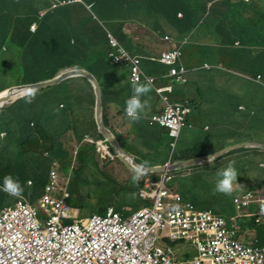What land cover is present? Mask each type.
<instances>
[{
    "label": "rangeland",
    "instance_id": "374dc122",
    "mask_svg": "<svg viewBox=\"0 0 264 264\" xmlns=\"http://www.w3.org/2000/svg\"><path fill=\"white\" fill-rule=\"evenodd\" d=\"M143 1L144 0L139 1L140 9L138 11L134 9L132 14V18L135 19V23L143 27V30L142 28L139 30L138 26L133 28L130 27L128 28L129 31L133 32L136 30L135 32L137 34L126 33V35L125 31L122 29L118 32H115L114 29L112 30L115 36L122 43L124 40V42H127V49L136 47V44L141 39L140 31L150 29V25H145L144 23L150 20V16L147 11H145ZM232 3L234 4L231 7L226 8L222 14L227 24L226 29L228 31V38L240 39L242 47H232V42L228 41V39H226V41L221 40L222 37L220 38L216 34V28L214 30L210 29L216 5L212 8L206 9V24L203 27H197L189 36L188 41L186 40L182 42V62L189 70L187 75L189 84L186 88L190 91V93L192 92V97L190 99H193L194 102L193 113L190 116L192 118V127L185 128L183 130L182 136L179 138L177 147L174 151L170 148V143L174 140L168 137L166 130L159 136L158 134H155L151 141L142 144L140 151L137 153L141 158L145 159L146 162L154 163L164 162L169 159L174 160L177 155H181L182 157H190L193 155L200 156L199 154L210 155L211 153H216V150L224 147L226 144H229L234 140H238L241 134H243L242 131L248 129H259L261 124L260 117L264 112V106H262V111H258L257 114H253L252 117H254V121L251 125H240L238 123V119H234V121H231L230 119L226 121H216V119L213 118L216 116L219 117L220 113L225 108L224 103H229L231 100L225 94L221 97L220 94L223 93L222 88L217 87L218 85L223 84V82L221 80H216L219 79V77L216 76V73L227 72V69L223 67L222 63L218 59L219 54L221 52L230 54L249 53V55H253V57L250 58H255V53L264 52V49H261L260 47L251 48V46H255V44L248 43L246 37L239 32V25L241 24L242 19H245L248 14L251 15V22L255 25L258 24L260 14L264 11V1L255 0L253 9L249 8V10L242 7L243 5L236 1H232ZM132 5L134 7V4ZM78 9V11L71 10L70 16L71 18L83 19L84 21L82 23L71 24L68 27V34L71 29L72 36L73 31H77V33L73 36L74 40L77 41V45L78 43H81L83 46H90V41L93 38L96 41L98 38L102 40L104 29L98 26L97 23L93 22V18L87 12L81 10V6H78ZM127 17L131 18V15H125L119 12L118 17L116 18L125 19ZM159 20L160 19L152 23H156ZM106 24L108 26L110 25V23ZM152 28L160 27L155 26ZM99 29H101L100 33L98 32ZM153 30L157 31L155 29ZM141 44L143 45L144 43L141 42ZM101 49L102 48H100L99 51H101ZM14 52L15 50L13 49L8 55H0V66L2 69H6L8 71V73L4 76V78L6 77L5 81H0V92L11 87V85L14 86L19 84L20 79L28 80L25 79L24 76L18 77L15 73L16 63L13 58ZM204 63L210 64L212 70L207 71L203 67ZM236 79L240 78L237 77ZM166 81V84L170 82L169 80ZM242 81L246 82V80ZM72 84L75 87L78 85L77 87L79 89L83 86L85 93L88 91V87L83 81L72 82ZM225 86H227V84H225L224 87ZM244 89V93L246 94L252 91L248 85H245ZM64 91L65 89L61 88L57 92L54 102L58 101L60 95ZM150 97L151 100H156L154 104H151L152 110L155 112L156 110H159V108L161 109L163 106L162 100L153 86H151ZM257 98L260 99V102H264V89L259 93ZM80 104L78 108L74 110L73 115L74 117H77L76 124L85 128L87 126L88 118L81 116L83 104ZM237 106H228V109L233 111L232 113L235 114V117H245L246 112L238 111ZM248 112L250 113V111ZM1 118L2 117H0V119ZM55 125V123L50 124L51 127H55ZM4 128H7L5 123ZM94 138H98V136L94 134ZM251 139L252 138L249 140ZM2 146H5L4 141H2V145L0 146L3 149ZM130 148V146H126V150ZM81 149L82 148H79V151ZM9 150L12 153L10 154L8 160L13 161L18 156V153H16V149L14 148H10ZM100 156L103 157L101 154ZM87 159L90 166L93 168V171L86 172L90 179L100 182H115L113 184L116 190L105 192L104 196L108 201H110V203H112L111 205L119 207L125 216H130L140 207L146 205L145 199L142 198L138 192V190L143 187L142 176L127 171L117 160L110 161L107 165H100L99 154L97 153H90ZM109 160L110 157L108 156L107 161ZM57 164L60 165V162H57ZM215 166L216 165H209L207 168L193 167L192 169H188L190 172L189 174H181L178 173V171L173 172L172 174L174 176L170 183V190L175 193H181L185 199L193 200V202L201 208H214L229 219L231 221V225L237 229L242 225L251 227L252 230L250 228L247 229V232L251 235V239L260 238L261 241H264V223L261 224V221L257 217L260 214L259 203L252 201L248 207L239 211L233 203V198L235 196L242 197L243 193L247 190L259 193V191L264 189V168L256 169L254 164L250 162V159L234 163L233 166L238 172V184L234 182V190L229 196L214 193L213 191L216 180L218 179L217 172L219 171V169L216 171ZM10 170L9 174L14 175L13 171H16V169L11 167ZM33 171V167H31L29 170H26L25 173ZM24 174H22V179L26 177ZM134 176L138 177L136 181L133 180ZM70 179H72L71 190L73 194L70 201L71 218L83 222L93 213H101V206L98 204V201H100L99 199L103 198L99 196L102 192L101 187L96 184L86 187L83 185L86 183H75L76 173H73L72 178ZM116 183L119 184V186L116 185ZM23 189V193L26 195L31 205L41 215L45 214V205L40 203V198L45 195V191L42 186L36 183L32 186L24 185ZM12 203V197L5 198L4 204L11 205ZM163 236H168V230L163 231ZM159 243L162 246L173 247L176 253L175 257L178 260L198 257V250L196 246L188 239L176 240L166 237L164 241H160Z\"/></svg>",
    "mask_w": 264,
    "mask_h": 264
},
{
    "label": "trees",
    "instance_id": "16d2710c",
    "mask_svg": "<svg viewBox=\"0 0 264 264\" xmlns=\"http://www.w3.org/2000/svg\"><path fill=\"white\" fill-rule=\"evenodd\" d=\"M85 1L92 3L94 14L100 20H105V23L113 22L118 17L119 12L132 15L134 9L137 11L140 9V0H122L124 4L121 8L118 6L121 0ZM143 2L145 11L150 16V20H148L150 24L158 19H170L178 23V32L183 35L182 37H185L191 35L197 27L200 28L206 24L205 10L211 0H144ZM50 5V0H0V55H8L13 49L15 50L13 56L16 63L15 73L18 77L24 76L25 79H28L21 80L19 78L20 83L16 85L52 79L61 70L69 67H80L91 72L102 88L105 125L114 132L125 148L127 141L122 135L116 133L111 125V120H109V104L106 100L105 90L110 87V79L113 81L115 77L114 83L120 81V71L126 63L125 65L115 63L109 55L110 47H108L109 43L105 33H103L102 40L100 38L97 41L94 38L91 39L90 46H83L81 43L77 45V41L73 38L77 31H73L72 36L71 29L68 34V27L72 24L71 6L49 10L41 17L39 12L43 9H50ZM221 9L223 10L225 7ZM81 10L87 12L82 6ZM179 13L183 15V18L178 17ZM222 13L221 10H215L210 29L227 26ZM262 17L264 19V14ZM123 20L128 21V19ZM34 23L37 24V29L35 32H31L30 27ZM144 23L145 25L149 24L148 22ZM262 23L264 24V22ZM100 30H98L99 33ZM155 32L157 33V31ZM124 41L123 43L120 41V43L127 49V43ZM228 41L233 42L235 39L228 38ZM247 42L264 47V41L260 43ZM100 48H102L101 51H99ZM127 50L133 54L131 49ZM255 60L252 65L250 62L247 65L253 68L250 73L256 76V68L260 67L258 63L262 60L261 57ZM227 61V67L239 68L235 63L236 60H233V56H230ZM258 72L264 75L260 69ZM7 73L8 71L0 66V81H5L6 77L4 78V76ZM80 81H83L93 94L87 80L80 79ZM77 86H73L71 80L65 81L53 88L38 92L31 103H26L22 99L13 106L0 111V117H2L0 119V133L8 132L6 138L2 139L5 146H2L3 149L0 147V188L3 186L5 176L10 175L11 167L16 169L13 171L14 175L11 176L19 180L23 188L24 185H27L28 179L33 180V185L37 183L43 188L52 163L54 161L61 162V173L66 174L70 171L76 173L75 183H86L83 184L86 187L94 184L101 187L102 192L99 196L103 198L99 199L98 204L101 206V212H105L109 206V201L105 198L104 193L114 191V184L92 180L86 173L90 171L87 157L90 153L96 154V150L90 144L83 145L86 142L73 115L74 110L85 95L84 87L79 89ZM61 88H64L65 91L60 95L58 101L54 102V98ZM180 88L182 87L177 86L172 94V98L176 101H182L181 97L184 98L188 94L187 91L183 93ZM94 101L93 96V104ZM190 105L194 107V102H190ZM118 115L119 117L125 116L124 110L119 111ZM4 123L7 128H4ZM54 123L56 124L55 127H51L50 124ZM95 129H97L96 124ZM98 138L104 140L99 133ZM8 148H14L18 153L13 161L8 160L12 153ZM78 148L82 149L76 153L75 149ZM115 159L125 167L118 158L115 157ZM180 159L183 158L177 155L174 161ZM31 167L34 171L25 173ZM22 174L26 176L23 179ZM151 175L155 179L158 178V174ZM6 197H9L7 193L0 190V207L4 205ZM245 227L242 225L240 228H236L238 237L249 241L251 235L247 229L251 227ZM260 241L258 240V242Z\"/></svg>",
    "mask_w": 264,
    "mask_h": 264
},
{
    "label": "built area",
    "instance_id": "2783aa9c",
    "mask_svg": "<svg viewBox=\"0 0 264 264\" xmlns=\"http://www.w3.org/2000/svg\"><path fill=\"white\" fill-rule=\"evenodd\" d=\"M110 41L115 50L110 56L115 63L130 65L132 82H154L142 72L139 58L132 57L111 35ZM180 58L181 51L174 50L163 53L161 62L172 65ZM184 74L183 67L170 71V76L177 77L182 83L186 81ZM164 102V113L154 115L151 120L168 128L171 137H177L185 127L191 109L181 104L173 105L167 99ZM51 174L54 178L57 176L55 170ZM170 178L165 174L160 182L146 179L145 189L140 194L150 197L155 208L144 209L143 215L129 221L114 213L111 220L114 235L97 238L94 249L88 254L75 253L79 245L78 225L62 224L61 219L69 210L66 191L60 199L44 198L45 204L52 209L45 226L39 221L17 220L14 223L6 213L0 212V264H87L98 254L99 264H264V245L242 243L236 238L235 230L228 228L226 220L212 209L196 210L193 204L183 203L180 196L170 195L164 184ZM253 200L252 192L234 199L238 209ZM262 209L264 211V205ZM159 229H167L171 237L192 240L199 247L200 258L176 261L170 248L156 246Z\"/></svg>",
    "mask_w": 264,
    "mask_h": 264
},
{
    "label": "clouds",
    "instance_id": "9594fccd",
    "mask_svg": "<svg viewBox=\"0 0 264 264\" xmlns=\"http://www.w3.org/2000/svg\"><path fill=\"white\" fill-rule=\"evenodd\" d=\"M50 1H51L50 9H43V10H41L39 12L41 17L44 16L45 13L48 12L49 10H52V9L55 10V9H57L59 7H64V6H71L72 7L73 5L82 6V7H84L86 9L87 13L93 18V22L97 23L98 26H100L101 28L104 29V33L106 35V40L109 43L108 47H110V53L111 52H115V50H113L112 45H111L110 35L117 41L118 44H120L128 52V50L120 43L119 39L115 36V34L112 32V30L109 27L106 26L107 24L105 23V20L102 21V20H100L99 18L96 17V15L93 12L92 3H87L85 0H79L77 2H74L73 0H50ZM91 1H93V0H91ZM218 1H220V0H211V2L209 4H207V9L212 8L214 5H216V9H217V4L216 3ZM233 1H236L238 3H241L243 5L242 7L246 8L247 10H249V8L250 9H253V7L255 5V0H246V1L245 0H233ZM221 3H229L230 5L228 7H231L234 4V3H231L230 0H223ZM217 10H220V9H217ZM263 14H264V11L261 12L260 18H259V22H258L257 25H255L254 23L251 22V20H250L251 15L250 14H248L245 19H242L241 24L239 25V32H240V34L244 35L246 37V39H248V36L246 34H243L241 32V28L243 26H245L247 23H249L251 27H254V28L255 27H259L261 24H263L262 22H264V19L262 17ZM178 17L179 18H183V15L181 13H179L178 14ZM115 19H117V18H115ZM115 19L113 20V22H115ZM125 19H128V21H125L123 19H119L120 22H121L119 24H124L125 25V24H128L129 21H132V19L130 17H127ZM83 21H84L83 19H79V22L80 23H82ZM107 23L112 24L111 22H107ZM203 26H201V27H203ZM120 27L123 29V26H120ZM226 28H227V26H226ZM226 28H225V30L227 31ZM36 29H37V24L34 23L30 27V30H31V32H35ZM189 36L190 35H188L187 37L182 38L180 40L174 38L176 41L173 38H171L170 36L163 37V41L164 42L169 43V44H171L173 46L165 49L159 55L158 62L160 64L166 66L168 68V71L165 74L160 75V76H157V77L148 75L145 72V70L143 68V60H142V58L140 56L133 55L130 52H128L132 57H137V58L140 59V67H141V70L144 73V75L146 77H148V78H153L154 79V82L152 84H151L150 81L146 82L145 80H143L140 83H138L137 81H133L132 82L131 81V67H130V65L127 64V63L125 65V62H119L120 64L123 63L127 67L128 74H129V79H130V82H131L132 87H133V94L131 95V97H129L125 101V108H124L125 116L128 117L133 122H139L142 119V115L144 114L146 107H148V100H142L141 98L143 96H146L151 91V86H153L156 89L157 94L160 95V99L162 100L163 106L161 107V111L160 112L155 113V114H152L149 117L148 120H149V122L152 125L159 126V127L163 128L164 130H166L168 137L170 139L174 140V141H172L170 143V148L172 149V151H174L176 149L177 142H178L179 138L181 137V134H182L183 130L185 128H191L192 127L191 124L189 123V118H190V116L193 113V107H191V105H190V102H193V99H189L190 97L188 95L185 96L184 98H182L181 99L182 101H176L175 99L172 98V94L174 93V91H175V89H176L177 86H180V87L185 86V89H187L186 87L189 84V79L187 77V75L189 73V70L187 69V67L182 62V57H183V51H182L183 44H182V42L183 41H186V40L188 41ZM226 39H228V31H227V34L224 37H222L221 40H226ZM255 43H260V42H255ZM232 47H234V48H241L242 47L241 40L240 39H235V41L232 42ZM252 47H260L261 49H264V47H261V45L251 46V48ZM174 50H180L181 51V58H180V60L177 61V62H175L172 65H166V64L162 63L161 62L162 54L165 53V52H170V51H174ZM255 55H257L255 58H247V56H245L244 53L230 54V53H226V52H221L219 54L218 59L222 63L223 67H225L227 69V71H229V68H232V69H234L233 70L234 71L233 74H235V75L238 76V74H240V73L243 74V68H250L249 65H247V64H250V63H248L247 60H255L256 58H258V55H262L263 56L264 55V52L263 53H261V52L255 53ZM230 56H233V60H236L235 63L240 68L227 67V64H228L227 63L228 62L227 59ZM225 60H226V62H225ZM261 60L263 61L262 58H261ZM181 67H183L185 69L184 78L186 79V81L184 83H182L181 81H179L177 79V77L170 76V71L173 68H176V69L179 70ZM203 67L207 71H211L212 70V67L208 63H205ZM70 68H80V67H69V68H66L64 70H61L58 74H60L61 72L65 71L67 69H70ZM82 69H84V68H82ZM256 69H257V72L255 73L256 76L253 75V74H251L250 71L247 73V74H250V77L251 78H249V79L251 81L259 84L261 87L264 88V75H262V73L258 72V70L260 69V67L259 68H256ZM261 71H263V73H264V70H261ZM80 79H85V78L77 77V78L68 79L66 81L71 80V82L72 81L77 82V81H80ZM163 79L164 80H169L170 82L168 84L162 85L160 83V81L163 80ZM49 80H51V79H49ZM85 80H87V79H85ZM45 81H47V80H45ZM41 82H44V81H41ZM63 82H65V81H63ZM63 82H61V83H63ZM87 82L89 83L88 80H87ZM37 83H39V82H37ZM30 84H35V83H30ZM21 85H27V84H21ZM16 86H19V85H16ZM90 86H91V84H90ZM12 87H14V86H12ZM9 88H11V87H9ZM50 88H53V87H49V88L43 89L41 91H44V90H47V89H50ZM91 88L93 90V87L92 86H91ZM88 90H89V87H88ZM41 91H38V89H36L35 87L25 89L24 92L21 93V98L20 99H17L16 101H14L11 105H9L6 108H1L0 111H2L3 109H7V108L13 106L15 103H17L18 101H20L22 99H24L26 103H31L35 99V97L38 94V92H41ZM86 94H88V91L85 93V95ZM85 95H84V97H85ZM91 96H92V101H93V96H94V99H95L94 104L92 103V108H94V120H95L96 96H95L94 90H93V94L91 93ZM84 97H83V99H84ZM83 99L81 101L82 103L80 102L81 103L80 105L83 104V102H84ZM164 99H167L168 102L171 103V104H173V105H175V104H181V105H184V106H188L191 109L190 114L186 117V125H185V127L182 128V130L180 131V133H179V135L177 137H171L170 136V131H169L168 128H166L164 126H161L158 123H154L151 120L154 115H162L164 113V110H165V102H164ZM103 102H104V96H103ZM78 106H77V108H78ZM104 112H105V105H104ZM118 113H119V111H118ZM123 117H124V115H123ZM75 118L77 120V117H75ZM119 119H120V117H117L116 121H119ZM104 123H105V121H104ZM111 125L113 126L114 130L116 131L115 126L112 123H111ZM96 127H97V125H96ZM107 128H109V127H107ZM96 130L98 131V129H96ZM97 131H96L95 134L98 136V133L99 132L97 133ZM111 132L114 134V132L112 130H111ZM116 133L119 134L117 131H116ZM7 134H8L7 131H3V132L0 133L1 145H2V139L6 138ZM119 135H122L123 138L127 141V143L125 144V148L120 143L121 146L125 149V151L127 153H129L130 155L134 156L137 160H139L142 164H144L146 166H161V165L171 164L173 162L179 161V160L174 161V160H170L169 159V162L168 161H165L166 163H163V164H158V165L145 164L144 163L145 160H142L143 158H141L137 154L140 151L141 146H142L141 141L140 140H134L133 141V139L131 138V136L129 135V133H123V134H119ZM173 135H175V133H173ZM83 136H84V141L86 142L83 145L90 144V145H92V146L95 147L96 153L99 154L100 165H107L108 162L113 161V160H116L115 157L118 158L112 152V150H111L108 142L105 140V138L102 135L101 136L103 137L104 140L99 139V138H94V137H92L90 135H84V133H83ZM116 138H117V136H116ZM118 141H119V139H118ZM149 141H151V140H149ZM241 143H248V142H241ZM241 143H236V144H241ZM260 144H264V143H260ZM126 146H130L131 148L128 149V150H126ZM227 148H228V146H227ZM222 150H224V149L222 148ZM244 150L245 151H248V150H252V149L235 150V151H232L230 153H226L224 155H221L218 158H216L215 156H210L209 157V163L199 164V165H195V166H192V167H186V168H182V169H192L193 167H198V166H201V165H211V164L215 163L216 160H220L221 158H223L224 156H226L228 154H232L234 152L239 153V152L244 151ZM77 151H79V148L75 150L76 153H77ZM216 151L217 152H220L221 151V148L218 149V150H216ZM214 153H211V154H214ZM45 154H48V153H45ZM100 154L103 157H101ZM107 154H109V155H107ZM207 154H209V153H207ZM199 155L200 156H204L202 154H199ZM108 156L110 157V160L109 161H107V157ZM200 156L193 155V156H190L189 158L182 157L181 156L183 159H180V160H186V159H191V158L200 157ZM88 163H89V161H88ZM234 163H235L234 161L230 162L227 167L222 168V169H220L217 172L218 179L216 180V183H215V187H214V190H213L214 193H220V194L229 195V196L232 194V192L234 190V182L237 183V177H238V172H237L236 168L233 166ZM125 167L127 168V169L125 168L127 171L142 176V186L143 187L140 188L138 190V192H139V195L142 198H144L145 201H146V205L140 207L135 213L131 214L130 216H125L123 214L122 210L119 207H117L115 205L114 206L111 205L112 203H110V201H109V206L107 207V209H106L105 212L93 213L92 215H90L83 222L80 221V220L71 218V215H70L71 203H70V201H71V198H72L73 194L71 192L72 179H70V178H72L73 172L70 171L69 173H66V174L61 173V171H60V169H61V162H60V165H58L56 161H54L52 163V165L50 166V168H49V174L47 176V181H46V183L43 186V189L45 191V195L40 198V203L42 205H45V208H46V213L45 214H42L41 215L31 205L30 201L27 199L26 195H24V193H23L24 192V189H23L21 183L19 182V180L14 179L11 175L5 176V178L3 180V186H2V188H0V190H2L3 192L7 193V195L9 197H12L13 198V203L11 205L4 204L3 206H1L0 207V212L3 211L4 213H6L8 215V217L10 218V220H12L14 223H17V220H19L20 222H28V223H36L37 221H39V222H41L45 226L46 225V222L48 221V219L50 217V212H51L52 209H51V207H49L48 205L45 204L44 198L47 197V196H50V197H53L55 199H60V198H63L64 197V192L66 191V192H68V196L65 197V201H66L67 205L69 206V210H68V215L66 217H63L61 219L62 224L63 225H69V224H77L78 225V240H79V245H78L77 249L75 250V253H76V255H79V254H88L90 251H92L94 249V244H95L97 238H101V237H103V238H110V237H112L114 235V229H113L112 221H111L114 218V213L119 214L120 217L123 220L129 221L132 218H137V217H140L141 215H143L144 214V209L153 210L155 208L152 199L150 197H143L140 194V191L143 190V189H145V181H146V179H150V180H152L154 182H160L162 180V178H163V175L166 174V175H168V176L171 177L169 180H165V182H164L165 187L168 190V192H169L170 195L180 196L181 197V201L183 203H191V204H193L195 206V209L196 210H209V209H212L217 215L223 217L226 220V226L228 228L235 230L236 238L238 240H240L242 243H245V244H248V245H257V246H263L264 245V241L258 242V240H261L260 238L250 239L249 241H245L242 238H239L238 237V233H237V229L231 225V221L229 219H227L225 216H223L221 213L217 212L214 208H201L195 202H193L192 200L185 199L184 196L181 193H175V192L171 191L170 190V183L173 180V176H174L172 173L173 172H177L178 170H181V169H177V170H173V171H166V172H150V173H144V172H138L136 170H132V169L128 168L126 165H125ZM88 168H89L90 171H93V168L90 166V164L88 165ZM53 170H55L56 173H57V176L55 178L52 177V174H51V172ZM151 174H158V178L155 179L154 176L151 175ZM137 179H138L137 176H134L133 177V180L134 181H136ZM33 183L34 182H33L32 179H28L27 186H32ZM110 183H115V182H110ZM116 185L119 186V184H117V183H116ZM114 190H116L115 187H114ZM248 192H252L254 194V200L253 201H256L257 203H259V206H260V214L257 217L261 221V223H264V211L262 209V206L264 205V189H262L261 191H259V193L253 192L251 190H247V191H245L243 193V195H245ZM237 197L238 196H235L233 198V203L234 204H235L234 199L237 198ZM248 205L247 206H244V207H242L240 209H238L236 207V204H235V207L239 211V210H242L245 207H248ZM165 230H167V229H159L158 230V238L156 240V246L162 247L164 249H169L170 248L172 250V257L176 261H188V260H195V259H199L200 258L201 253H200L199 247L192 240H190L188 238L171 237L170 234H169V231H168V236H163V231H165ZM166 237H170V238L176 239V240H180V239H188V240H190L196 246V248L198 250V257H195V258H192V259H189L188 258V259L178 260L175 257L176 256V253H175V250H174L173 247H171V246H162L159 243L160 241H164V239ZM99 263H100V256L98 254V255L92 257L87 264H99Z\"/></svg>",
    "mask_w": 264,
    "mask_h": 264
},
{
    "label": "crops",
    "instance_id": "0c3cea01",
    "mask_svg": "<svg viewBox=\"0 0 264 264\" xmlns=\"http://www.w3.org/2000/svg\"><path fill=\"white\" fill-rule=\"evenodd\" d=\"M222 1L223 0H220L216 4H217V9L224 11L226 8H228V6L230 4L229 3H221ZM230 1L232 3L233 0H230ZM118 4H119L118 5L119 8H121L122 5L124 4V2L121 0ZM78 6L79 5H73L71 7V10L72 11H78L79 10ZM136 6L138 8V5H136ZM223 7H225V9L222 10L221 8H223ZM216 18L218 19L217 16H216ZM131 19H132V21H129L128 24L124 25V24H119L121 22L117 18V19H115V22H111L112 24L109 25V28L111 30L114 29L115 32H118L120 29H122L120 26H123L122 30L125 31V35H126V33L127 34H131V33L137 34L135 32L136 30H134L133 32H130L128 29L130 27L133 28L135 26H138L139 30L141 28H142V30L144 29L139 24H136L135 21H133L134 19L132 18V15H131ZM72 23L75 24V23H80V22H79V19L76 20L75 18L74 19L72 18ZM148 23H149L148 25H150V29H146V31H140L141 39L136 44V47L131 48V50L133 52V55H138L142 58L143 68H144L145 72L148 75L157 77V76L165 74L168 71V68L166 66H164L158 62L159 55L165 49L173 46L169 43L164 42L163 37L170 36L173 39L176 38V39L180 40V39L185 38L187 36L182 37L183 35H181L178 32V23L173 22L170 19L163 18V19H160L156 23L150 24V21H148ZM155 26H159L160 28H152ZM260 26H262V27L254 28V27H251L249 23H247L245 26H243L241 28V32L248 36L247 41L263 42L264 41V27H263V24H261ZM225 28H226V26L216 28V34L219 37H224L227 34V31L225 30ZM153 29L157 30V33ZM212 30H214V29H212ZM161 31H163V32H161ZM141 42H143L144 44L142 45ZM125 43H127V42H125ZM140 44H141V46H140ZM244 54H245V56H247V58L253 57V55H249L248 53H244ZM258 57H261L263 59V61L259 62L258 64H260V69L264 70V55L263 56L258 55ZM254 61H256V60H248V62H250L251 65H252V62H254ZM251 69H252L251 67L250 68H243V74L240 73V74H238V76L233 74L234 69H232V68H229V71H227L225 73L224 72L223 73H216V76L219 77V79H216V80H219V81L221 80L223 82V84H220L217 86L218 88H222L223 93L220 94V96L222 97L225 94L227 97H229V99H231L229 101V103H224L225 108L220 113L219 117H217V116L213 117L214 119H216V121H226L229 119L231 121H234V119H238V123L240 125H251L252 122L254 121V119H253L254 117H252L253 116L252 114H255V113L257 114L258 111H262V106H264V102H260V99H258L257 96L259 95V93L264 88L261 87L259 84L255 83L249 79L251 77H250V74H247V73ZM120 73H121V75L119 76L120 81L118 83H116V82L114 83L113 81L115 80V77L113 76L114 80L112 81V79H110L111 80V83L109 84L110 87H108V89L105 90L106 100H107V103L109 104V112H108L109 120H111V123L115 126V129L119 134L129 133V135L131 136L133 141L134 140H140L141 144H144L145 142H148L149 140H151L152 137L155 136V134H158V136H159L160 134H162L165 131L163 128H161L159 126L152 125L148 120L152 114L160 112L161 109L159 108V110H156L155 112L152 110L151 104H154L156 102V100L150 99L151 97H150V92H149L146 96H143L141 98L142 100H148V107H146L145 112L142 115V119L139 122H133L126 116L120 117L119 121H116L117 117H119L118 111L124 110L125 101L129 97H131V95L133 94V87H132V84H131L130 79H129L127 67L122 66ZM237 77H239L240 79H236ZM242 80H246V82L242 81ZM240 81H242V82H240ZM72 82H74V81H72ZM160 83L162 85H165L167 83V81L163 79L160 81ZM225 84H227V86L224 87ZM245 85H248L252 89V91L248 94L244 93V91H245L244 86ZM180 90L183 93H186V91H187V93H188L187 95L190 98L192 97V92L190 93V91L188 89H185V87L180 88ZM83 100H84L83 111H82L81 116L87 117L88 121H87V126L85 128L79 127V129H80L82 134L84 133V135H90V136L94 137V134L96 133V129H95V120H94V108H92V96L90 93V89L88 90V94L85 95ZM218 100H220V99H218ZM242 104H244V105H242ZM228 106H235V107L237 106V110L238 111H245L246 116L245 117H235V114L232 113L233 112L232 110L228 109ZM263 109H264V107H263ZM248 111H250V113ZM263 116H264V112L261 114V117H260V123L261 124L259 126V129H252V130L248 129V130L242 131L243 134H241V136L238 138V140H234L231 143L226 144L222 148H225L227 146H230V145H233L236 143H241V142L264 143V117ZM189 123L192 126V118L191 117L189 118ZM181 136H182V134H181ZM250 138H252V139L249 140ZM248 159H250V162H252L254 164L256 169L264 168V150H260V149H252V150H248V151L244 150V151H241L239 153L228 154V155L224 156L223 158H221L220 160H216L215 163H213L211 165H216L215 169L217 171V169L220 170L222 168L227 167L228 164L232 161H234L236 163V162H239L242 160H248ZM142 160H145V159H142ZM166 161L169 162V160H166ZM144 163L149 164V165L150 164L158 165V164H163L166 162L164 161V162L148 163L145 161ZM198 167L207 168V167H209V165H201ZM178 173H181V174H187L188 173L189 174L190 172L188 169H181V170H178Z\"/></svg>",
    "mask_w": 264,
    "mask_h": 264
},
{
    "label": "water",
    "instance_id": "95a60500",
    "mask_svg": "<svg viewBox=\"0 0 264 264\" xmlns=\"http://www.w3.org/2000/svg\"><path fill=\"white\" fill-rule=\"evenodd\" d=\"M82 77L89 81L91 86L93 87L95 96H96V105H95V123L97 125L98 132L105 138L108 142L112 152L130 169L136 170L138 172L150 173V172H166L173 171L177 169H182L186 167H192L199 164L209 163V157L215 156L216 158L224 155L226 153H230L235 150L240 149H261L264 150V144L248 142L241 143L230 146L221 150L220 152L204 155L200 157H195L186 160H179L173 162L171 164L161 165V166H146L142 164L139 160H137L134 156L130 155L125 151V149L121 146L120 142L116 138V136L111 132L109 128L106 127L104 123V102H103V93L101 86L95 76L89 71L82 68H70L67 69L51 80H47L44 82H39L35 84H27V85H19L6 89L5 91L0 93V109L6 108L11 105L14 101L21 98V93L24 92L25 89L35 87L38 91L43 89L54 87L60 84L63 81L68 79ZM215 158V159H216ZM214 159V160H215Z\"/></svg>",
    "mask_w": 264,
    "mask_h": 264
}]
</instances>
